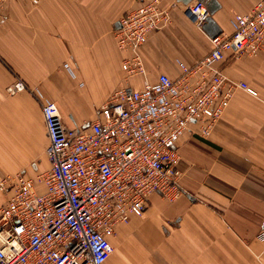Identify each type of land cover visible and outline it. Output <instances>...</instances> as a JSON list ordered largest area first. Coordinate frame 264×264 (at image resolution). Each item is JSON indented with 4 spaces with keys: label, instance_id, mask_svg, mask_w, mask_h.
Masks as SVG:
<instances>
[{
    "label": "crops",
    "instance_id": "crops-1",
    "mask_svg": "<svg viewBox=\"0 0 264 264\" xmlns=\"http://www.w3.org/2000/svg\"><path fill=\"white\" fill-rule=\"evenodd\" d=\"M143 0H5L0 10V176H33L47 144L37 101L9 95L15 77L52 101L63 122L82 126L115 88L127 52L116 47L113 25ZM191 0L188 3H191ZM258 0H216L220 35L230 17ZM169 22L151 32L140 53L145 77H174L178 62L192 64L209 37L183 13L181 0H159ZM255 96L235 90L211 133L184 134L177 143L179 196L151 194L141 217L118 224L104 264H264V45L255 55L226 53L217 64ZM139 77L128 83L139 86Z\"/></svg>",
    "mask_w": 264,
    "mask_h": 264
},
{
    "label": "built area",
    "instance_id": "built-area-1",
    "mask_svg": "<svg viewBox=\"0 0 264 264\" xmlns=\"http://www.w3.org/2000/svg\"><path fill=\"white\" fill-rule=\"evenodd\" d=\"M182 9L198 28L207 15L197 1ZM168 22L159 0H143L118 19L112 35L127 52L120 64L125 82L84 128L67 126L56 105L21 79L6 86L9 95L26 91L37 101L47 167L33 176H0V264H104L116 226L141 217L151 194L169 201L181 194L178 139L208 136L235 90L255 96L217 64L226 53L255 55L263 48L264 0L233 14L231 32L209 38V50L192 64L178 62L174 77L159 72L150 81L140 49ZM130 77H139V86ZM256 239L264 242V225Z\"/></svg>",
    "mask_w": 264,
    "mask_h": 264
},
{
    "label": "water",
    "instance_id": "water-1",
    "mask_svg": "<svg viewBox=\"0 0 264 264\" xmlns=\"http://www.w3.org/2000/svg\"><path fill=\"white\" fill-rule=\"evenodd\" d=\"M191 0H181L182 4H187ZM202 4L207 13L204 22L200 25V30L209 38H213L221 33L220 28L216 25L212 19V14L219 8L216 0H195ZM119 26L118 21L113 25V29H116ZM87 123L83 124L82 127H86Z\"/></svg>",
    "mask_w": 264,
    "mask_h": 264
},
{
    "label": "rangeland",
    "instance_id": "rangeland-1",
    "mask_svg": "<svg viewBox=\"0 0 264 264\" xmlns=\"http://www.w3.org/2000/svg\"><path fill=\"white\" fill-rule=\"evenodd\" d=\"M106 99V98H105ZM104 99V100H105ZM93 113H97V110L95 111V112H93ZM36 163L35 164H38L39 166H40V169L39 170H41V169H44L45 168V161H44V157L43 158H38L36 161H35ZM165 200H167V199H165ZM167 201H169V200H167ZM114 235V234H113ZM112 235V236H113Z\"/></svg>",
    "mask_w": 264,
    "mask_h": 264
}]
</instances>
